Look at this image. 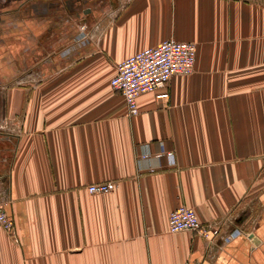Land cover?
<instances>
[{"label": "crops", "instance_id": "crops-1", "mask_svg": "<svg viewBox=\"0 0 264 264\" xmlns=\"http://www.w3.org/2000/svg\"><path fill=\"white\" fill-rule=\"evenodd\" d=\"M5 1L0 191L17 241L0 228V264H264L262 12L247 0ZM87 3L100 15L91 38L77 27ZM169 39L196 45L194 71L130 116L110 85L117 63ZM108 182L111 193L87 190ZM178 205L207 238L168 231Z\"/></svg>", "mask_w": 264, "mask_h": 264}, {"label": "built area", "instance_id": "built-area-1", "mask_svg": "<svg viewBox=\"0 0 264 264\" xmlns=\"http://www.w3.org/2000/svg\"><path fill=\"white\" fill-rule=\"evenodd\" d=\"M86 26L81 27L83 38L88 36ZM91 32V31H90ZM89 32V33H90ZM196 60V45L187 42H178L174 39L165 40L154 47L145 48L116 65V72L110 80V85L125 101V107L130 116L138 114L137 99L144 94L155 93L166 86L169 80L176 75L186 76L194 71ZM156 99H168L169 93L157 94ZM171 155V153H167ZM148 155H144L147 157ZM116 188L113 182L92 184L87 187L91 194H108ZM7 199L0 191V228L11 238L17 241L15 223L7 211ZM168 231L179 233L190 231L208 237L206 228L202 227L195 211L185 205H178L168 216ZM217 234V231H213ZM239 234V233H236ZM184 264H200L186 262Z\"/></svg>", "mask_w": 264, "mask_h": 264}, {"label": "rangeland", "instance_id": "rangeland-1", "mask_svg": "<svg viewBox=\"0 0 264 264\" xmlns=\"http://www.w3.org/2000/svg\"><path fill=\"white\" fill-rule=\"evenodd\" d=\"M247 1H249V2H251V4L253 5V6H255L260 12H262V14L264 15V0H247ZM4 2H7V1H5L4 0ZM4 2L2 3V6H3V4H4ZM93 2H96V1H93ZM8 3V2H7ZM90 4V5H89ZM92 3H87V4H85L83 7H79L80 8V10H79V13H77L78 14V16H79V19L81 20V23L80 24H78V28H79V30L81 29V27H83V26H86L85 28H86V30H87V33H88V36L87 37H89V38H91V36H90V31H94V30H98L99 29V27H100V25H99V17H100V15H98V16H94V14L92 13H90V14H88V12L86 13L84 10H86V9H89L91 12H93V8L94 7H92L93 5H91ZM84 9L83 11H81V9ZM4 9H2L0 12H2ZM80 22V21H79ZM78 22V23H79ZM92 38H93V35H92ZM51 66V65H50ZM48 67V66H47ZM52 70H54L53 69V67H48V68H44V71H45V74H47V72L48 73H51L52 72Z\"/></svg>", "mask_w": 264, "mask_h": 264}, {"label": "flooded vegetation", "instance_id": "flooded-vegetation-1", "mask_svg": "<svg viewBox=\"0 0 264 264\" xmlns=\"http://www.w3.org/2000/svg\"><path fill=\"white\" fill-rule=\"evenodd\" d=\"M86 10H88V11L90 12V10H89V9H86ZM86 10H84V11H86Z\"/></svg>", "mask_w": 264, "mask_h": 264}, {"label": "water", "instance_id": "water-1", "mask_svg": "<svg viewBox=\"0 0 264 264\" xmlns=\"http://www.w3.org/2000/svg\"><path fill=\"white\" fill-rule=\"evenodd\" d=\"M86 13L89 12L88 10L85 11ZM255 241V240H254Z\"/></svg>", "mask_w": 264, "mask_h": 264}]
</instances>
